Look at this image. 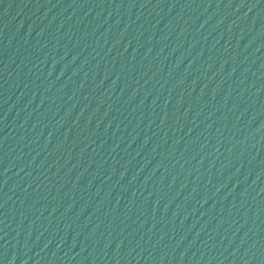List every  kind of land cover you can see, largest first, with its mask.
Listing matches in <instances>:
<instances>
[{
  "label": "water",
  "instance_id": "1",
  "mask_svg": "<svg viewBox=\"0 0 264 264\" xmlns=\"http://www.w3.org/2000/svg\"><path fill=\"white\" fill-rule=\"evenodd\" d=\"M0 264H264V0H0Z\"/></svg>",
  "mask_w": 264,
  "mask_h": 264
}]
</instances>
